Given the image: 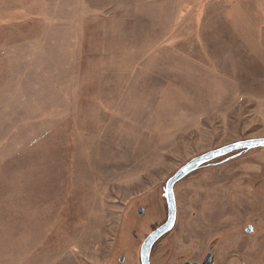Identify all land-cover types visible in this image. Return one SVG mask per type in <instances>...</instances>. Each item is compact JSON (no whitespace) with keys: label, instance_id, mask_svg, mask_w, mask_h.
Wrapping results in <instances>:
<instances>
[{"label":"rangeland","instance_id":"1","mask_svg":"<svg viewBox=\"0 0 264 264\" xmlns=\"http://www.w3.org/2000/svg\"><path fill=\"white\" fill-rule=\"evenodd\" d=\"M261 138L264 0H0V264H141L168 180ZM174 192L152 264L212 240L219 262L240 243L254 256L261 237L264 264V148Z\"/></svg>","mask_w":264,"mask_h":264},{"label":"water","instance_id":"2","mask_svg":"<svg viewBox=\"0 0 264 264\" xmlns=\"http://www.w3.org/2000/svg\"><path fill=\"white\" fill-rule=\"evenodd\" d=\"M258 148H264V138L241 141L207 152L191 160L182 168H180L176 174L168 180L165 187L164 197L168 207V219L164 225L152 232L145 240L141 248V264H150V253L152 247L161 237L172 231L176 224L177 207L174 188L178 182L197 171L205 164L213 162L222 157H226L237 151H250Z\"/></svg>","mask_w":264,"mask_h":264},{"label":"flooded vegetation","instance_id":"3","mask_svg":"<svg viewBox=\"0 0 264 264\" xmlns=\"http://www.w3.org/2000/svg\"><path fill=\"white\" fill-rule=\"evenodd\" d=\"M259 197H263L261 194L258 195ZM256 203V201H254ZM262 203H260V207L255 206V215H256V220H261L264 217V213L262 212ZM242 213V212H241ZM263 213V214H262ZM252 216H248V215H242V219L244 220V222H247L248 219H250ZM168 219V217H167ZM177 220V217H176ZM167 221V220H166ZM166 223V222H165ZM164 223V224H165ZM163 224V225H164ZM256 223L252 222V221H248V223H245L244 228H243V235L245 238L247 239H251L252 237L258 236V230L255 226ZM176 225V224H175ZM175 228V226H174ZM157 230V229H156ZM154 232V231H153ZM168 234V233H167ZM166 234V235H167ZM164 237H166L165 235L163 237H161L152 247L151 253H150V264H152V254L153 251L157 245V243L162 240ZM261 243L263 245V239L261 237V241H260V245L258 248H256L255 250H252L255 252L254 256L248 255V252L246 251V245L243 243H240V247L238 248V250L232 251V252H228L227 254H225V256L223 257V259L219 262L218 261V257L217 254L215 252V250L217 249V244L214 242V240H212L209 243V246L207 247V250L205 251V253L203 254V256L201 257V259L199 261L197 260H189V261H185L182 262L181 264H254L255 262L257 263L259 261L260 255L259 251L261 253ZM249 244V243H247ZM245 245V247H243ZM246 248V249H245ZM251 251V254H253ZM251 256V257H249ZM249 257V258H248ZM140 258H141V254H140ZM250 259V261H249ZM256 259V260H255ZM258 259V260H257ZM120 262L123 263L125 262L124 258H120Z\"/></svg>","mask_w":264,"mask_h":264},{"label":"bare ground","instance_id":"4","mask_svg":"<svg viewBox=\"0 0 264 264\" xmlns=\"http://www.w3.org/2000/svg\"><path fill=\"white\" fill-rule=\"evenodd\" d=\"M6 16H7V14H6Z\"/></svg>","mask_w":264,"mask_h":264}]
</instances>
